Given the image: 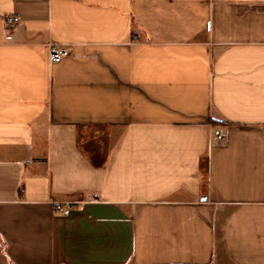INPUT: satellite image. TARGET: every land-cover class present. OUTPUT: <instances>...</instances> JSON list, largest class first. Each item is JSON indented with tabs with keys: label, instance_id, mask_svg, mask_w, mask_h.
I'll return each instance as SVG.
<instances>
[{
	"label": "crops",
	"instance_id": "0c3cea01",
	"mask_svg": "<svg viewBox=\"0 0 264 264\" xmlns=\"http://www.w3.org/2000/svg\"><path fill=\"white\" fill-rule=\"evenodd\" d=\"M0 264H264V0H0Z\"/></svg>",
	"mask_w": 264,
	"mask_h": 264
},
{
	"label": "built area",
	"instance_id": "2783aa9c",
	"mask_svg": "<svg viewBox=\"0 0 264 264\" xmlns=\"http://www.w3.org/2000/svg\"><path fill=\"white\" fill-rule=\"evenodd\" d=\"M20 21H21V18L17 15L8 16L6 18V23L9 27L15 26ZM68 55H69L68 49L58 48L57 46H54V45L51 46L50 48V59H51V62L53 63L60 62ZM214 136H215V139L218 141H222L224 139V134L220 130L215 131ZM71 209H72L71 204L56 205V210L62 213L63 215H68Z\"/></svg>",
	"mask_w": 264,
	"mask_h": 264
}]
</instances>
